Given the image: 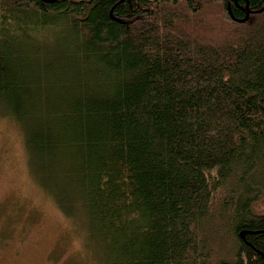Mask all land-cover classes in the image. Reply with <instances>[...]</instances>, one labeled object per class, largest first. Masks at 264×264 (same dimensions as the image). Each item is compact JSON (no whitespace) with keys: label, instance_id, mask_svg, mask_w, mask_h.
Returning <instances> with one entry per match:
<instances>
[{"label":"trees","instance_id":"trees-1","mask_svg":"<svg viewBox=\"0 0 264 264\" xmlns=\"http://www.w3.org/2000/svg\"><path fill=\"white\" fill-rule=\"evenodd\" d=\"M0 108L98 264H264V0H0Z\"/></svg>","mask_w":264,"mask_h":264},{"label":"rangeland","instance_id":"rangeland-1","mask_svg":"<svg viewBox=\"0 0 264 264\" xmlns=\"http://www.w3.org/2000/svg\"><path fill=\"white\" fill-rule=\"evenodd\" d=\"M198 18L206 30L225 33L216 6ZM84 226L39 182L23 129L0 108V264H98ZM227 245L217 248V258Z\"/></svg>","mask_w":264,"mask_h":264},{"label":"water","instance_id":"water-1","mask_svg":"<svg viewBox=\"0 0 264 264\" xmlns=\"http://www.w3.org/2000/svg\"><path fill=\"white\" fill-rule=\"evenodd\" d=\"M232 16V18L234 19V17H233V15H231ZM248 17V15H246V17L244 18V19H242V20H240V21H246V18Z\"/></svg>","mask_w":264,"mask_h":264}]
</instances>
